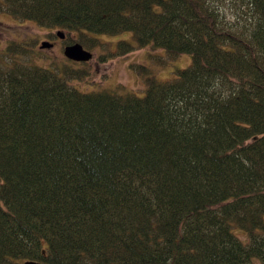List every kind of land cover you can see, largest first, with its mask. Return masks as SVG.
<instances>
[{"label": "trees", "instance_id": "obj_1", "mask_svg": "<svg viewBox=\"0 0 264 264\" xmlns=\"http://www.w3.org/2000/svg\"><path fill=\"white\" fill-rule=\"evenodd\" d=\"M0 12L89 52L82 30L192 57L138 97L80 91L69 80L90 73L29 63L35 43L0 46V264H264V0H0Z\"/></svg>", "mask_w": 264, "mask_h": 264}, {"label": "rangeland", "instance_id": "obj_2", "mask_svg": "<svg viewBox=\"0 0 264 264\" xmlns=\"http://www.w3.org/2000/svg\"><path fill=\"white\" fill-rule=\"evenodd\" d=\"M157 10L159 6H155ZM48 28L40 26L33 21H19L12 18L6 12H0V46H4L8 40H19L28 47L30 55L29 63H33L58 73L62 76L64 70L88 71L90 74L82 79L72 78L70 84L80 91H109L124 95L132 93L141 97L145 93V79L154 76L164 81L174 77L177 69H183L191 65L192 57L189 53H181L175 57H169L164 48L148 44L138 46L132 37L131 31H121L115 34H95L82 30L90 38L97 40L91 50L92 56L84 62H77L65 57L64 47L57 41L49 48H41L40 41H45L49 35ZM56 31V30H55ZM73 36H77L78 30H73ZM66 34L67 32H64ZM53 40L55 37H51ZM120 41H125L134 46L126 54H117V46ZM237 227L233 232L238 234ZM20 262L19 260H14Z\"/></svg>", "mask_w": 264, "mask_h": 264}, {"label": "water", "instance_id": "obj_3", "mask_svg": "<svg viewBox=\"0 0 264 264\" xmlns=\"http://www.w3.org/2000/svg\"><path fill=\"white\" fill-rule=\"evenodd\" d=\"M57 36L60 38L64 37V34L58 30ZM51 43L48 41H42L40 44L41 48H49L51 47ZM63 53L66 58L73 60V61H78V62H84L87 61L91 58L92 53L86 50L79 42H74L72 44L66 45L64 47ZM22 264H44L41 262H36V261H24Z\"/></svg>", "mask_w": 264, "mask_h": 264}, {"label": "flooded vegetation", "instance_id": "obj_4", "mask_svg": "<svg viewBox=\"0 0 264 264\" xmlns=\"http://www.w3.org/2000/svg\"><path fill=\"white\" fill-rule=\"evenodd\" d=\"M64 34V33H63ZM53 35V34H52ZM54 35H55V39L53 40L51 37L50 38H47L45 39V41H48L49 43H53V46H55V43H57V41L59 43H61L63 45V47H65L67 44H66V41H65V38H66V34H64V37L63 38H60L57 36V33L56 31H54ZM72 44V43H71Z\"/></svg>", "mask_w": 264, "mask_h": 264}]
</instances>
